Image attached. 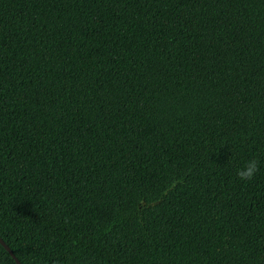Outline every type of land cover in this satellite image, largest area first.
Here are the masks:
<instances>
[{"label":"trees","instance_id":"trees-1","mask_svg":"<svg viewBox=\"0 0 264 264\" xmlns=\"http://www.w3.org/2000/svg\"><path fill=\"white\" fill-rule=\"evenodd\" d=\"M0 236L23 264H264V0H0Z\"/></svg>","mask_w":264,"mask_h":264},{"label":"clouds","instance_id":"clouds-1","mask_svg":"<svg viewBox=\"0 0 264 264\" xmlns=\"http://www.w3.org/2000/svg\"><path fill=\"white\" fill-rule=\"evenodd\" d=\"M258 171L257 161L255 159L246 161L242 168L237 170V176L242 181H250Z\"/></svg>","mask_w":264,"mask_h":264},{"label":"water","instance_id":"water-1","mask_svg":"<svg viewBox=\"0 0 264 264\" xmlns=\"http://www.w3.org/2000/svg\"><path fill=\"white\" fill-rule=\"evenodd\" d=\"M0 242L4 245V247L11 253V255L14 257V259L16 260V262L18 264H23L21 262V260L16 256V254L14 253V251L12 250V248L4 241V239L0 236Z\"/></svg>","mask_w":264,"mask_h":264}]
</instances>
